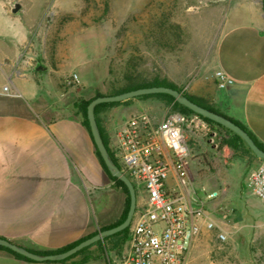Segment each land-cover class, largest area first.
<instances>
[{"label":"crops","instance_id":"crops-1","mask_svg":"<svg viewBox=\"0 0 264 264\" xmlns=\"http://www.w3.org/2000/svg\"><path fill=\"white\" fill-rule=\"evenodd\" d=\"M11 3L0 0V18L7 20L6 28L0 24V237L27 249L54 251L114 221L104 214L109 204L108 187L113 182L92 157L91 141L82 126L61 115L53 103L40 99L43 64L40 59L33 62V41L29 36L33 24L28 25L24 18L27 12L20 7L11 12ZM17 3L23 6L21 0ZM14 17L19 18L18 24ZM203 17L210 20V25L199 52L185 65L178 64L180 71L171 75L170 81L243 125L264 145L263 2L226 0L225 4L204 9ZM40 42L38 55L43 57L47 54L43 37ZM216 70L229 75L233 84L218 88L213 77ZM28 81L36 84L35 89L26 86ZM4 86H8L9 93L18 95L7 94ZM149 99L131 98L98 113L109 147L113 133L131 115L147 113L156 125L177 113L168 105ZM123 111L127 115L118 121ZM204 123L218 132L219 145L209 143L205 130L197 122L191 121L184 127L190 149L191 180L199 189V197L205 199L206 193H217L205 200V208L218 229L225 231L220 210L228 203L244 204L250 193L246 177L261 159L220 144L222 131ZM82 155L87 159L85 165L76 161ZM173 183L170 176L166 185L171 187ZM91 184L103 187L105 193L95 190L91 200L92 191L90 194L87 191ZM143 197L142 193H136V202ZM257 204L260 212L258 209L250 212L264 220L261 211L264 204L259 200ZM244 208L247 209L242 206V213H248ZM205 229L202 226L193 240L188 259L195 243L208 233ZM72 260H25L0 248V264H71Z\"/></svg>","mask_w":264,"mask_h":264},{"label":"rangeland","instance_id":"rangeland-1","mask_svg":"<svg viewBox=\"0 0 264 264\" xmlns=\"http://www.w3.org/2000/svg\"><path fill=\"white\" fill-rule=\"evenodd\" d=\"M17 1L10 0L12 3ZM225 1L21 0L23 6L20 9L27 12L24 18L28 25L33 24L29 34L33 41V62L40 59L43 64L40 99L47 104L53 103L61 115L78 122L87 133L74 106L78 99H88L95 91L107 93L120 87L127 73L144 77L165 76L171 80V75L180 71L178 64L185 65L188 59L191 60L204 42L210 25V20L203 17L204 9L217 3L225 4ZM13 20L17 24L20 22L16 17ZM6 23V19L0 18L4 28ZM171 23H178L183 30L179 41L173 36ZM42 37L47 48L43 57L38 55ZM174 42L176 46L169 49L168 45ZM71 73L77 75L78 83L67 85L65 79ZM26 84L35 89V83L28 81ZM149 100L167 106L157 98ZM126 115L127 111L121 112L118 121ZM91 148L92 157L99 164L92 144ZM85 158L82 155L76 157V161L85 165ZM85 180L83 177L87 184ZM108 188L109 204L104 214L116 220L123 210L125 195L114 183ZM192 188L196 192L199 190L193 185ZM95 190L101 191L99 194L105 193L103 187H92L91 184L87 189L89 194L92 191L91 200ZM246 198L244 204L222 206L220 217L226 224V239H217V229H205L208 233L201 239L205 241L195 243L187 264H264V220L250 212L259 208L258 200L264 202L251 193H247ZM242 206L249 212L242 213ZM141 207L142 199H139L135 213ZM125 248L126 242L119 251L107 245L100 250L93 245L88 249V260L84 264H118Z\"/></svg>","mask_w":264,"mask_h":264},{"label":"built area","instance_id":"built-area-1","mask_svg":"<svg viewBox=\"0 0 264 264\" xmlns=\"http://www.w3.org/2000/svg\"><path fill=\"white\" fill-rule=\"evenodd\" d=\"M213 77L222 89L234 82L221 70L214 71ZM65 83H78L77 75L71 73ZM3 90L18 95L9 93L8 86ZM191 121L205 130L211 145H219L218 132L197 115L189 118L173 113L155 125L149 114L137 113L113 133L109 148L136 193L144 196L141 209L132 217L126 248L118 264H187L192 242L202 226L217 229L219 241L226 239L227 234L218 229L205 208V200L217 193L208 192L203 199L192 188L190 149L184 128ZM170 176L174 183L167 187ZM246 187L264 202V160L249 171Z\"/></svg>","mask_w":264,"mask_h":264},{"label":"trees","instance_id":"trees-1","mask_svg":"<svg viewBox=\"0 0 264 264\" xmlns=\"http://www.w3.org/2000/svg\"><path fill=\"white\" fill-rule=\"evenodd\" d=\"M263 10H264V0H263ZM170 27H173V29H174V32H173L174 38L179 41L181 39V36H182V33H183L182 28L180 27V25L178 23H171ZM165 45H166V43H165ZM175 46H176L175 42L171 46L168 45V47H170L169 49H173ZM124 80H125L124 84L121 85L118 88L112 89V90H110L107 93H100L98 91H95L94 94L91 97H89L88 99L80 98L74 103V106L76 107L77 111L79 112V114L81 116V123L85 127V129H86V131H87V133L89 135V138L91 140V144L93 146L94 154L97 157V160H98L101 168L103 169L105 174L108 176V178L117 187H119L122 190V192L124 193V195H125L123 210H122L120 216L116 220H114L112 223H110L109 225L100 227L99 230L112 227V226L118 224L119 222H121L124 219V217L126 215V211L128 209L129 197H128V191H127L126 186L119 179H117L115 177H112L108 173L103 161L101 160V158L99 156L98 151L96 150V148H95V146L93 144V141H92V138H91V134L89 132L88 122H87V119H86V113H85L86 105L88 104V102L91 99H93V98H95L97 96L114 95V94H117V93H121V92L128 91V90H133V89H137V88H141V87L167 86V87H172L174 89H177L178 91H181L186 97H188L189 99H191L195 103H197V104H199V105H201V106H203V107H205V108H207L209 110H212V111H214L216 113H219V114L225 116L219 110L214 109L213 107L207 105L203 100H201L199 98H196V97H193V96H190L186 92L182 91L180 87H178L172 81L168 80L165 76L156 75V76H153V77H144V76H142V75H140L138 73H136V74L127 73V74L124 75ZM132 98H141V99L157 98V99L161 100L163 103H165L166 105L170 106L171 111H173V112H177V113L185 115V116L197 115L200 118H202L204 121H206L208 124H210L213 128H216V129H219V131H222L220 144H225V145L229 146L231 149H233L234 151L244 150L245 152L250 153V155H252L254 157V154L252 153V151L248 148V146L245 144V142L237 134L233 133L231 130L225 128L224 126H222V125H220V124H218V123H216V122H214L212 120H209V119H207L205 117H202V116L194 113L193 111H191L187 107H185V106L179 104L178 102H176L174 100V98L172 96L168 95V94H165V93H151V94L138 95V96H135V97H132ZM130 99L131 98L123 100V101H128ZM120 102L121 101H117V102H103V103H99V104L95 105V107H94L95 119H96L97 125L99 127V131H100L101 137L103 139V142H104V144H105V146H106V148H107V150L109 152V155L111 156V158L115 162V164L119 167V169H120V165L118 164V162L115 159L112 151L110 150V148L108 146L107 139L104 136L103 130H102L101 126H100L99 119H98V113L101 110H104L107 107H111L113 105H116V104H118ZM225 117H227V116H225ZM227 118H229V117H227ZM229 119H231V118H229ZM231 120L234 121L233 119H231ZM234 122L237 123L240 127H242L245 131H247V133L252 137V139L255 141V143L261 149L264 150V145L260 144L253 137V135L243 125H241L240 123H238L236 121H234ZM130 225H128L126 228L122 229L121 231H118V232L113 233V234H111L109 236H106V237H104L101 240L95 241L94 243L90 244L89 246H86V247L80 249L75 254H73V255H71V256L63 259V260H60V262L70 261L73 258H75L77 256H80V258L78 260H72L71 264H84L88 260V256H87L88 249L91 246H93V245L98 246L100 250L103 249V246L107 245L110 249H112L114 251H119L121 249L122 245L128 239V235H129V231H130ZM84 238H86V237H84ZM84 238H82V239H84ZM82 239H79V240H77V241H75V242H73V243H71L69 245L61 247V248L56 249L54 251H40V250H32V249H28V250L36 252V253H52V252L63 251L65 249L73 246L74 244H76L77 242H79ZM0 248L9 251L13 255H15V256H17V257H19L21 259L31 260V259H28V258L18 254V253H15V252L11 251L8 248L2 247V246H0Z\"/></svg>","mask_w":264,"mask_h":264},{"label":"water","instance_id":"water-1","mask_svg":"<svg viewBox=\"0 0 264 264\" xmlns=\"http://www.w3.org/2000/svg\"><path fill=\"white\" fill-rule=\"evenodd\" d=\"M20 5L17 2H14L10 6L11 12H16L19 9ZM151 93H165L174 98L176 102L179 104L187 107L194 113L205 117L209 120H212L225 128L231 130L233 133L237 134L248 146V148L252 151L254 156L256 158H259L261 160H264V150L261 149L255 141L252 139V137L245 131L242 127H240L237 123L232 121L231 119L216 113L212 110H209L188 97H186L181 91H178L177 89H174L172 87L167 86H150V87H141L133 90L124 91L121 93H117L114 95H102L97 96L93 99H91L88 104L86 105V119L88 122L89 132L91 134V138L93 141V144L96 148V150L99 153V156L101 160L103 161L108 173L117 179H119L127 188L128 191V197H129V203H128V209L126 211V215L124 219L119 222L118 224L98 230L96 233L80 240L73 246L58 252H52V253H36L33 251H30L26 249L25 247L11 242L5 238L0 237V246L10 249L11 251L18 253L28 259L34 260V261H60L63 260L76 252H78L80 249L89 246L90 244L94 243L95 241L101 240L106 236H109L113 233H116L118 231H121L122 229L126 228L135 213L136 209V191L134 188L133 183L131 180L119 169V167L115 164V162L112 160L111 156L109 155V152L103 142V139L101 137L99 127L97 125L96 119H95V113H94V107L95 105L103 102H117V101H123L138 95L143 94H151Z\"/></svg>","mask_w":264,"mask_h":264}]
</instances>
